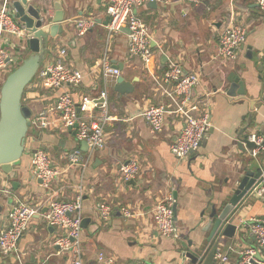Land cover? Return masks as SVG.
I'll return each instance as SVG.
<instances>
[{"label":"crops","instance_id":"0c3cea01","mask_svg":"<svg viewBox=\"0 0 264 264\" xmlns=\"http://www.w3.org/2000/svg\"><path fill=\"white\" fill-rule=\"evenodd\" d=\"M54 1L36 0V5L46 7L53 16ZM60 1L66 29L50 39L43 64L52 59L58 48H66V64L83 75L76 88H67L74 99H78L82 95H97L101 70L94 66L106 57L110 64L112 61L123 64L120 75L133 82V93H115L112 90L114 81L109 79L106 114L110 119L103 124L106 146L92 153L84 166L68 168L63 158L65 153L76 149L83 157L89 155L86 144L77 140L74 131H29L23 155L12 168L14 177L9 179L11 173L4 174L0 170V208L5 206V213L0 211V226L14 200H26L33 205L48 194L31 170V152L42 148L49 153L54 164L67 167L63 181L54 184L51 190L57 199H73L76 185L83 183L82 216L88 219L82 233L84 264H98L96 257L100 251L112 255L118 264H181L180 251L189 249L190 241L202 242L201 248L206 247L209 232L201 231V227L208 221L211 205L215 204L219 212L244 173L257 167L245 145L239 146V139L246 132L264 135V19L256 1L203 0L191 5L173 0L167 6L151 8L146 4L138 9V15L149 32L151 49L157 57L156 71L162 73L171 63H179L184 72L200 74V82L192 89L191 95L205 104L211 127L200 147L184 159H177L169 149L183 123L178 114H167L163 130L157 134L150 131L140 116L150 105L169 102L154 89L142 62L128 55L126 35H114L110 47H105L103 22L109 0ZM2 3L0 0V6ZM231 13H234L233 18ZM78 18H94L96 24L84 36H77L73 21ZM231 24L243 25L247 34L236 60L227 62L217 56L218 39L222 30ZM13 41L19 42L14 38ZM4 42L10 49L11 46ZM19 45L23 60L28 51L23 44ZM231 73L243 83V94H226ZM2 74L0 72V81ZM35 82L33 79L27 85L22 96L31 115L52 103L62 92L61 89L51 91L35 86ZM91 114L99 115L100 111L94 110L83 116L88 118ZM248 115H251L250 124L239 135V130L246 126ZM245 156L251 159H245ZM130 159L138 161L139 174L124 183L120 166ZM6 188L8 194L4 192ZM169 193L175 198L178 239L160 236L150 212L152 206ZM7 198H12V202L6 201ZM100 203L111 207L107 219L99 217ZM122 207H130L134 215L124 217L120 211ZM263 215V203L247 195L237 207L236 223L240 225L242 220ZM39 227L54 232L42 216H36L29 225L30 231ZM243 231L242 240H229L225 245L237 248L253 245V235L246 229ZM18 247V257L0 258V264H26L42 259L46 264H69L66 256L56 255L50 245L35 244L29 231L19 239ZM260 257L264 258V248Z\"/></svg>","mask_w":264,"mask_h":264},{"label":"built area","instance_id":"2783aa9c","mask_svg":"<svg viewBox=\"0 0 264 264\" xmlns=\"http://www.w3.org/2000/svg\"><path fill=\"white\" fill-rule=\"evenodd\" d=\"M173 0H109L105 7L108 17L105 25V47H110L114 35L127 30V53L139 59L149 75L154 89L159 92L169 103L164 105H150L140 116L145 120L150 131L154 134L163 130L165 116L170 113L178 114L182 118V126L172 139L169 149L177 159H184L196 151L206 137L210 127V114L205 104L199 98H193L192 89L200 82L198 72L183 73L179 63H171L162 72L156 71L157 57L152 52L150 37L145 22L138 15V9L148 2L167 6ZM191 5H197L203 0H182ZM261 18L264 19V0H255ZM11 0H3L0 6V72L14 69L20 62L21 51L19 43L31 36L26 26L14 15L9 7ZM234 13L230 14L233 18ZM77 36H84L91 30L96 20L94 18H78L73 21ZM246 27L231 24L222 30L218 39L217 56L225 61H234L239 55L245 42ZM13 38L17 42L13 41ZM6 41L10 47H7ZM66 48H58L50 61L40 66L34 79L35 86L47 90H62L56 95L54 101L39 109L31 115L32 129L36 131L60 130L63 132L74 131L77 140L87 146L89 155L83 157L80 150L76 149L63 155L67 167L84 166L88 163L92 153L103 150L106 146L103 124L110 119L107 116L108 108V82L115 80L120 71L112 68L109 60L103 57L94 68L101 70L100 87L97 95H82L74 99L67 88H76L82 81V73L66 64ZM5 78V77H4ZM4 79L1 80V83ZM99 110V115L91 114L86 118L84 113ZM30 130V131H31ZM252 142L254 148L250 155L255 159L259 176L248 191V195L259 199L264 205V161L259 160L260 154L264 155V135L259 132H246L241 139ZM239 139L243 145L244 142ZM67 167H60L51 159L49 153L42 148H35L31 152V170L40 185L48 194L39 198L38 204H29L26 200H14L8 208L5 218L0 226V258L11 256L18 257L19 239L28 229L31 221L36 216H42L47 226L57 228L60 233L55 235L50 242V247L56 255H65L69 264H84L82 247V196L83 183L76 185V194L71 200H59L51 191L56 183H60L66 176ZM121 179L124 183L134 180L139 174V164L136 159H130L120 166ZM6 194L8 189L4 190ZM175 198L171 193L163 195L151 208L150 212L157 233L166 238L178 239L179 233L175 225L173 207ZM47 207L45 213L43 208ZM111 207L100 203L98 214L101 219H107ZM122 215L130 218L134 212L130 207L120 208ZM240 226L254 237V244L243 248L232 245L218 246L214 253L215 264H264L260 252L264 248V215L261 218L251 217L242 220ZM98 264H118L112 255L100 251L97 253ZM26 264H46L42 259ZM138 264H148L139 262Z\"/></svg>","mask_w":264,"mask_h":264},{"label":"water","instance_id":"95a60500","mask_svg":"<svg viewBox=\"0 0 264 264\" xmlns=\"http://www.w3.org/2000/svg\"><path fill=\"white\" fill-rule=\"evenodd\" d=\"M148 7L157 8L155 2H148ZM11 9L15 17L23 23L31 36L21 41L28 53L23 60L10 71L0 85V170L4 174H10L12 168L20 161L26 136L31 126V110L22 103V96L27 85L34 79L38 69L44 62L47 46L50 39H54L66 29L64 12L61 1L53 2L54 14L51 16L46 7L36 5V0H15L11 3ZM108 17L103 22L106 25ZM127 33L125 28L122 29ZM112 68L122 71L123 64L112 61ZM183 73H185L183 71ZM229 86L226 90L228 96H236L244 93L243 83L231 73L228 77ZM133 82L123 75H118L114 80L112 90L120 95L133 93ZM245 127L239 130L242 135L251 121V115L247 117ZM245 149L249 153L255 147L252 142L241 139ZM82 144H85L82 142ZM242 147V143L239 142ZM244 149V148H243ZM259 176V170H247L239 184L229 197L222 209L218 212L215 204L211 205L207 223L201 227V231L209 232L206 238L207 245L201 248L202 242L196 240L188 243L189 249L180 251L181 264H215L214 253L218 246H224L232 241L242 240L243 229L236 223V210L240 202L248 195V191ZM38 182L41 181L38 179ZM15 182L13 188H15ZM175 204L173 207L175 216ZM1 209V208H0ZM47 207L42 212L45 213ZM88 219H82V227L86 228ZM243 231V232H244ZM193 246V247H192ZM193 249H192V248Z\"/></svg>","mask_w":264,"mask_h":264},{"label":"rangeland","instance_id":"374dc122","mask_svg":"<svg viewBox=\"0 0 264 264\" xmlns=\"http://www.w3.org/2000/svg\"><path fill=\"white\" fill-rule=\"evenodd\" d=\"M21 50L23 51V49L21 48ZM153 52V51H152ZM228 62V61H227ZM208 99H210V97H208ZM104 127V126H103ZM32 129V126H30L29 131ZM105 131V130H104ZM29 134V133H28ZM250 158L249 156H245V159ZM259 160H261L262 162L264 161V156L262 154H260L258 156ZM251 159V158H250ZM12 177H14V173H11L10 175H8L9 179H12ZM9 203L12 202V198H7V200ZM2 210L3 214L5 213V206L3 207V209L1 208L0 211ZM34 236L35 238V244H41V245H50L51 239L60 233V231L57 228H54V232L53 233H49L47 228L44 227H39L36 229V231H30L29 227L28 229L25 231L28 232ZM50 235V237L47 239L46 241V237ZM1 264H8V262H4Z\"/></svg>","mask_w":264,"mask_h":264},{"label":"trees","instance_id":"16d2710c","mask_svg":"<svg viewBox=\"0 0 264 264\" xmlns=\"http://www.w3.org/2000/svg\"><path fill=\"white\" fill-rule=\"evenodd\" d=\"M12 70H13V69H12ZM12 70H9V71H6V72L4 71L3 74H2V79H4V77H5L10 71H12ZM2 79H1V80H2ZM0 85H1V81H0ZM23 94H24V93H23ZM22 103H23V100H22ZM52 228H53V227H52Z\"/></svg>","mask_w":264,"mask_h":264}]
</instances>
